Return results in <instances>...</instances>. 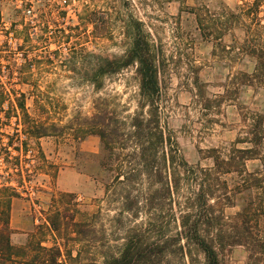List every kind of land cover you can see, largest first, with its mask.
<instances>
[{
    "label": "rangeland",
    "instance_id": "obj_1",
    "mask_svg": "<svg viewBox=\"0 0 264 264\" xmlns=\"http://www.w3.org/2000/svg\"><path fill=\"white\" fill-rule=\"evenodd\" d=\"M253 2L23 0L24 8L35 7L33 26V14L15 13L18 3L7 0L8 14L21 24L15 45L22 55L8 62V76L0 82L6 116L0 125V167L5 169L0 229L8 222L11 242L26 248L27 261L40 255L43 246L60 249L67 264H100L106 245L121 246L133 224L106 194L111 175L103 167L99 137L76 134L82 119L95 112L99 97L135 109L136 65L106 77L102 89L88 78L97 56H123L129 50L137 25L165 60L163 117L187 161L211 167L214 149L227 155L234 145L251 146L247 141L259 115L264 124V88L246 86L242 75L252 73L256 64L241 48L253 22L227 18ZM198 13L206 23L231 28L218 40L205 36ZM259 17L264 24V0L259 1ZM39 129L45 134L38 136ZM246 164L248 171L264 174L260 159ZM237 177L229 176L237 195L225 209L228 233L242 230L239 212L246 205L260 209L264 199L261 189L238 192ZM250 219V231L264 238V212H252ZM220 256L229 264H264V251L251 243L226 245Z\"/></svg>",
    "mask_w": 264,
    "mask_h": 264
},
{
    "label": "trees",
    "instance_id": "obj_2",
    "mask_svg": "<svg viewBox=\"0 0 264 264\" xmlns=\"http://www.w3.org/2000/svg\"><path fill=\"white\" fill-rule=\"evenodd\" d=\"M259 1L230 13L227 20L244 22L248 17L253 22L246 28L241 48L256 64L252 73L242 75L246 86L261 89L264 24ZM197 21L205 36L217 40L231 28L206 23L207 18L200 13ZM135 30L129 50L123 56H97L88 78L96 89H102L106 77L136 65L139 91L135 109L131 111L112 97H99L95 112L82 119L76 134L99 137L103 167L111 175L106 194L121 204L120 215L127 213L133 221L121 246L106 245L100 264H229L220 256L226 245L251 243L264 251V238L254 235L249 225L252 212H264V199L260 209L252 210L248 204L239 212L240 232L228 233L225 217V209L234 205L237 195L230 188L229 176H238L234 187L238 192L261 189L264 193V174L248 171L246 164L258 158L264 166L263 117L259 115L258 128L250 134V147L234 145L227 155L214 149L211 167L189 163L163 117L165 60L141 27L137 25ZM196 84L200 88L199 81ZM37 134L45 133L39 129ZM9 233L5 222L0 229V264H67L60 249L43 246L40 255L27 261L26 248L12 244Z\"/></svg>",
    "mask_w": 264,
    "mask_h": 264
},
{
    "label": "built area",
    "instance_id": "obj_3",
    "mask_svg": "<svg viewBox=\"0 0 264 264\" xmlns=\"http://www.w3.org/2000/svg\"><path fill=\"white\" fill-rule=\"evenodd\" d=\"M17 5L14 6V12H26L28 14L35 13V7L30 5L23 7V0H15ZM7 0H0V82H4L8 76V62L12 59H15L16 56H21L22 54L18 53V48L15 45L16 37L15 32L16 28L21 25L19 19H12L7 11L6 6ZM36 14L32 15L33 26H36V21L34 22V17ZM15 46V47H14ZM14 57V58H13ZM6 120L5 112L0 107V125H2ZM10 149L12 148L9 146ZM29 155H32L34 150L29 148L27 150ZM5 173V169L0 167V177Z\"/></svg>",
    "mask_w": 264,
    "mask_h": 264
}]
</instances>
